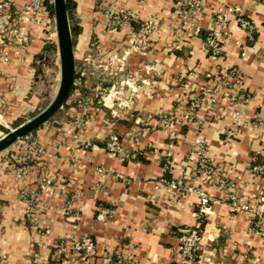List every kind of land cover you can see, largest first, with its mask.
<instances>
[{"label":"crops","instance_id":"crops-1","mask_svg":"<svg viewBox=\"0 0 264 264\" xmlns=\"http://www.w3.org/2000/svg\"><path fill=\"white\" fill-rule=\"evenodd\" d=\"M9 1L11 15L30 2ZM113 4L131 12L136 24L108 32L97 0H75L81 28L74 45L76 72L95 100L74 93L78 104L62 107L28 134L41 151L28 161L23 177L10 165L24 150L14 143L0 152V264H117V253L134 264H264V175L252 169L253 154L264 150V0H205L189 26L183 25L176 0ZM218 7L235 8L254 31L249 39L230 23L231 37L214 57L200 31L212 26ZM146 20L155 26L149 46L124 54L132 32L142 41L137 33ZM20 24L29 33L24 46L14 44L10 32L0 42V136L40 109L35 63L55 28L53 16L41 7L22 12ZM127 73L135 77L136 100L122 109L105 96L111 88L116 97L127 94L122 82ZM218 78L226 82L219 83L215 99L192 108L199 87ZM233 111L240 113L238 120ZM77 113L79 126L73 123ZM185 114L192 115L191 122H183ZM163 115L175 118L170 129ZM112 132L126 158L106 150ZM196 139L213 168L210 176L198 171ZM43 174L53 193L38 192L32 220L25 197L37 191ZM163 176L216 199L202 217L201 257L194 262L183 260L177 246L181 229L199 222L198 196L176 192L159 181ZM217 176L234 184L238 203L248 209H233L230 190L215 183ZM65 201L72 202L71 216L62 210ZM99 208L109 214L98 217ZM82 236L93 239L95 256L71 249L57 255L58 240L70 248Z\"/></svg>","mask_w":264,"mask_h":264},{"label":"built area","instance_id":"built-area-1","mask_svg":"<svg viewBox=\"0 0 264 264\" xmlns=\"http://www.w3.org/2000/svg\"><path fill=\"white\" fill-rule=\"evenodd\" d=\"M113 1L115 0H97V7L105 16L104 26L105 30L108 32H117L120 28L131 25V22L135 21L131 12L124 8H116L113 4ZM204 1L205 0H176L175 6L180 14L184 26L192 25V19L200 13ZM34 7L46 9L44 0H30L23 10L16 11L13 15H11L10 1L0 0V42L3 41V37L7 32H10L13 43L18 46H24L28 42V28L26 24H20L21 14L22 12L28 13ZM23 20L27 21L28 18L24 17ZM232 22L237 25V27L247 36V38H252L254 30L253 24L249 18L240 14L235 8L225 9L223 7H218L213 13L212 26L207 30L203 40L205 49L212 56H221L223 45L228 42L231 37V29L229 25ZM154 27V23L151 20L144 21L137 33L142 37V41L137 42V36L134 32H132L131 37L128 39L127 48L124 49V54H127L129 49H147L149 46L148 36L153 32ZM55 36L56 33L54 28V30L49 33L48 39L49 41H52L56 44ZM122 82L127 85V94L125 96L116 97L115 91H113V88H111L112 92L109 91L105 96V99L111 101V105H116L118 108L126 109L135 103L137 85L135 77L129 73L125 75V78ZM221 82L225 83L226 81L224 78H218L214 82L201 85L198 89V94L190 102V106L192 108H197L205 100H214L218 85ZM232 117L235 120H238L240 118V113L233 111ZM162 120L164 126L167 129H170L174 126L175 118L172 115H163ZM137 121L142 123V120L140 119H137ZM191 121L192 115L185 114L183 117V122L186 123ZM73 123L77 126L81 125L82 119L79 113L75 115ZM10 129L12 128H9L8 130ZM134 130H132L133 134L136 133ZM15 143L16 148L18 150H24L25 153L16 154L13 157L10 167L17 177H23L29 169L28 161L35 158L41 151V148L39 144H37V142H35L33 139H30L28 135L17 140ZM195 144L198 148L197 152L199 153L198 171L202 172L204 175L210 176L212 174L213 168L205 157L203 145L198 139H196ZM105 148L111 155L117 156L119 158L127 157V154L123 150L120 137L114 132L110 133L106 138ZM256 154L261 157L262 162L252 166V169L254 172L264 175V150H260ZM252 160H255V156H252ZM159 181L174 188L176 192L195 191L198 196L195 215L199 222L194 227L181 229L178 236L179 243L177 246L178 254L183 260L194 262L201 257L200 240L202 238L203 231L200 226V219L207 212H209L213 204H215L216 199L203 189L192 188L191 186L184 185L181 181H174L167 178L166 176L161 177ZM215 183L219 187L230 190L228 196L231 200V205L233 206L234 210L239 211L248 209V205L238 203L237 192L234 190V184L230 180L217 176L215 178ZM38 192H44L48 195L53 193V184L48 175L43 174L40 177L37 191L25 197L28 203L26 214L27 217H31L32 220L35 219L33 216V209L36 205L35 203ZM62 210L67 216H71L72 202L65 201ZM108 214V209L99 208L98 217ZM45 232L47 233L48 230L46 229ZM68 249L73 250L83 257H92L96 254L95 244L90 236H82L81 238L72 241L70 248H67V241L65 239H60L55 243V250L59 256L64 255ZM116 262L117 264H134V261L131 257H124L119 253L116 254ZM173 264L180 263L174 262Z\"/></svg>","mask_w":264,"mask_h":264},{"label":"water","instance_id":"water-1","mask_svg":"<svg viewBox=\"0 0 264 264\" xmlns=\"http://www.w3.org/2000/svg\"><path fill=\"white\" fill-rule=\"evenodd\" d=\"M52 9L60 70L57 89L43 109L0 136V152L50 120L64 106L71 92L76 62L66 0H52Z\"/></svg>","mask_w":264,"mask_h":264},{"label":"trees","instance_id":"trees-1","mask_svg":"<svg viewBox=\"0 0 264 264\" xmlns=\"http://www.w3.org/2000/svg\"><path fill=\"white\" fill-rule=\"evenodd\" d=\"M44 5L47 8V10L49 11L50 15L53 16V9H52V2H50L49 0H44ZM66 6H67V11H68V17H69V23H70V28H71V34H72V38H73V44L75 45L76 43V38L77 35L79 34L81 28L78 24V17L75 11V0H66ZM131 24H136V21H132ZM207 31H200V35L203 37V40L205 38ZM57 52V47L56 44L53 42H46L44 44L43 50L42 52L37 55V62L35 63V71H36V75L39 74L40 72V61H48L49 59V55H54V53ZM76 79H79V83H73L71 92L69 94V97L67 98L66 102L64 103L63 107H66L67 105H76L78 104L77 99H73L74 98V93L80 91V95L78 96V98L80 100H82V97H87L89 99V101H91L92 99V95L91 93L84 87L81 86L80 84V73L78 74V72L75 73V78L74 81H76ZM81 97V98H80ZM94 98V97H93ZM95 100V98H94ZM22 122V120H18L17 122L14 123V126H17L18 124H20ZM253 156H255V160L253 161V163L256 164H260L262 162L261 157L258 154H253ZM201 224L203 225L204 220L201 218L200 219ZM180 234V233H179Z\"/></svg>","mask_w":264,"mask_h":264},{"label":"rangeland","instance_id":"rangeland-1","mask_svg":"<svg viewBox=\"0 0 264 264\" xmlns=\"http://www.w3.org/2000/svg\"><path fill=\"white\" fill-rule=\"evenodd\" d=\"M55 40H56V36H55ZM48 57H49L48 61L45 60L40 61V72L37 75L38 78L40 79L38 92H39V97L41 98L40 109L37 112L43 109L52 99L59 82L60 70H59L58 53L55 52L54 55L52 54L49 55ZM76 81L74 82L76 83Z\"/></svg>","mask_w":264,"mask_h":264}]
</instances>
